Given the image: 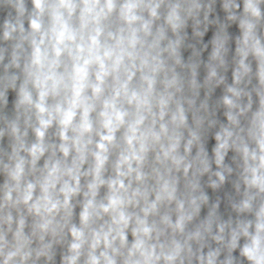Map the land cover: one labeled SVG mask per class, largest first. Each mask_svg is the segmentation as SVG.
Listing matches in <instances>:
<instances>
[{
  "label": "clouds",
  "instance_id": "1",
  "mask_svg": "<svg viewBox=\"0 0 264 264\" xmlns=\"http://www.w3.org/2000/svg\"><path fill=\"white\" fill-rule=\"evenodd\" d=\"M0 264H264V0H0Z\"/></svg>",
  "mask_w": 264,
  "mask_h": 264
}]
</instances>
